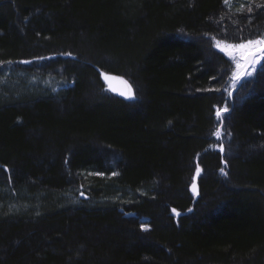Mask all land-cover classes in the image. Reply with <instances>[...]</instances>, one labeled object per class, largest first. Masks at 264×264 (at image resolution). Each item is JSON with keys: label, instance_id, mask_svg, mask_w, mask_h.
Here are the masks:
<instances>
[{"label": "trees", "instance_id": "1", "mask_svg": "<svg viewBox=\"0 0 264 264\" xmlns=\"http://www.w3.org/2000/svg\"><path fill=\"white\" fill-rule=\"evenodd\" d=\"M263 36L264 0H0V63L71 83L0 73V264H264V64L227 116L237 154L212 148L213 40Z\"/></svg>", "mask_w": 264, "mask_h": 264}, {"label": "rangeland", "instance_id": "2", "mask_svg": "<svg viewBox=\"0 0 264 264\" xmlns=\"http://www.w3.org/2000/svg\"><path fill=\"white\" fill-rule=\"evenodd\" d=\"M261 38H264V36L253 39L251 38L249 40L256 41ZM249 40H244L240 43H229L227 41L218 39L213 40L214 47L219 52L223 53L232 63V69L227 78V81H224L223 83V90L227 92V98L225 102L222 105L218 106L216 109L215 124L212 132V148L213 150L220 151L223 155L235 156L238 150L237 145H234L233 134L230 133L227 127V116L231 108L233 107V104H235L237 100V91L248 81L253 80L258 70L264 64V47L255 45L248 48H225V45L235 46L246 44ZM233 57H235V59H233ZM237 64L240 65L239 68H237ZM2 71H7L10 76H13L12 73H15L14 76L16 79L22 78L26 80L27 87L36 86V88L43 91L44 93L51 91V93L54 94L58 90L71 85L70 80L64 77L63 68L60 66L47 67L42 63L35 65L32 61L15 64L0 63V73ZM237 72L239 73V79L235 81V87H232L233 74ZM3 80L4 79H2V81ZM224 108H227V111H223ZM218 110H220L221 113L219 117L216 115ZM217 132L219 133V136L215 134ZM199 174L196 173L194 178L191 180V189L194 193L197 192L196 188L198 185ZM139 222L142 225L143 230L148 229V226L146 224L147 219L141 217L139 218Z\"/></svg>", "mask_w": 264, "mask_h": 264}, {"label": "water", "instance_id": "3", "mask_svg": "<svg viewBox=\"0 0 264 264\" xmlns=\"http://www.w3.org/2000/svg\"><path fill=\"white\" fill-rule=\"evenodd\" d=\"M103 81L107 85L108 89L124 98H129V84L121 77L105 74L103 75ZM131 89V87H130ZM132 89H131V98H132ZM129 98V99H131Z\"/></svg>", "mask_w": 264, "mask_h": 264}, {"label": "snow or ice", "instance_id": "4", "mask_svg": "<svg viewBox=\"0 0 264 264\" xmlns=\"http://www.w3.org/2000/svg\"><path fill=\"white\" fill-rule=\"evenodd\" d=\"M227 2H228V0H225V3H226V4H227ZM248 10L251 11V9H248ZM255 45H259V46H261V47H264V38L258 39V40H256V41H251V40H249V41H247L246 44H240V45H235V46H233V45H225V48H230V47L248 48V47H250V46H255ZM222 50H223V49H222ZM233 59H235V57H233ZM239 67H240V65L237 64V68H239ZM237 79H239V73H238V72L233 74V78H232V87H235V81H236ZM129 98H131V89H130V86H129ZM223 111H227V108H224ZM220 114H221V113H220V110H218L217 113H216V115L219 117ZM215 134H216L217 136H219V133H218V132L215 133ZM196 172H197V174H199V172H200L199 167H197ZM174 211H175V210H174Z\"/></svg>", "mask_w": 264, "mask_h": 264}]
</instances>
